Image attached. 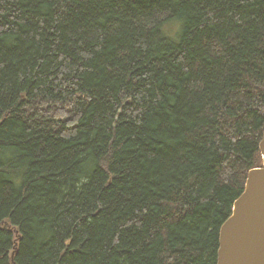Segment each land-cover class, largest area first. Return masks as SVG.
I'll use <instances>...</instances> for the list:
<instances>
[{"label": "trees", "instance_id": "16d2710c", "mask_svg": "<svg viewBox=\"0 0 264 264\" xmlns=\"http://www.w3.org/2000/svg\"><path fill=\"white\" fill-rule=\"evenodd\" d=\"M263 133L264 0H0V264H217Z\"/></svg>", "mask_w": 264, "mask_h": 264}, {"label": "water", "instance_id": "95a60500", "mask_svg": "<svg viewBox=\"0 0 264 264\" xmlns=\"http://www.w3.org/2000/svg\"><path fill=\"white\" fill-rule=\"evenodd\" d=\"M261 167L248 171L243 192L220 229L217 264H264V133Z\"/></svg>", "mask_w": 264, "mask_h": 264}, {"label": "rangeland", "instance_id": "374dc122", "mask_svg": "<svg viewBox=\"0 0 264 264\" xmlns=\"http://www.w3.org/2000/svg\"><path fill=\"white\" fill-rule=\"evenodd\" d=\"M172 40H176L177 35H175V32L171 33V36L168 35Z\"/></svg>", "mask_w": 264, "mask_h": 264}]
</instances>
